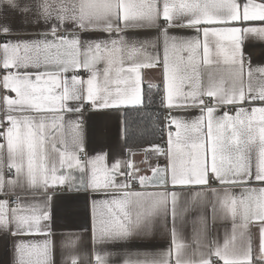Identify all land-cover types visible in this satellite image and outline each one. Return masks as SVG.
Returning <instances> with one entry per match:
<instances>
[{
  "label": "snow or ice",
  "instance_id": "1",
  "mask_svg": "<svg viewBox=\"0 0 264 264\" xmlns=\"http://www.w3.org/2000/svg\"><path fill=\"white\" fill-rule=\"evenodd\" d=\"M0 37V243L11 264H56L57 243L62 264H264V66L246 51L264 43V0H0ZM156 70L159 135L137 160L123 118L127 158L89 157L85 113L151 105L143 84ZM61 188L83 194L91 229H57ZM217 219L228 222L222 239L210 235ZM158 235L164 249L140 250Z\"/></svg>",
  "mask_w": 264,
  "mask_h": 264
},
{
  "label": "crops",
  "instance_id": "2",
  "mask_svg": "<svg viewBox=\"0 0 264 264\" xmlns=\"http://www.w3.org/2000/svg\"><path fill=\"white\" fill-rule=\"evenodd\" d=\"M21 31L27 32H35L37 29L32 26H28L26 28L20 29ZM173 34L176 35H193L191 31H176ZM141 39L144 38H153L155 36L154 31H145L138 33ZM3 40V37H0V41ZM153 49H149V52H152ZM162 54V45L159 49ZM246 51L251 54V61L254 65L259 64L264 66V43H253L250 39L246 46ZM161 77L159 70L156 71H148L145 73L144 84H160ZM129 106L127 108H130ZM125 108V109H127ZM125 109L123 112H111V113H85L84 117V128H85V138H86V148L89 157L95 156L99 154L102 150L108 152L110 155L113 152L120 153V159H126V153L124 151V141L121 137V123L122 119L125 118ZM90 117V118H89ZM74 118V117H73ZM133 151L137 152L138 155L135 159L139 160L141 158L139 154V149H133ZM108 163H111V159H109ZM72 174L77 178L80 177V172L76 169L72 170ZM57 191L64 193L63 196L57 197L52 203V212L53 216L56 220L57 229L61 228H72L79 229L81 225L86 223L88 229H91V209L89 207L85 208V204L83 201V194H78L79 198H77V194L69 195L68 189L61 188ZM204 213L211 216L210 208H205ZM194 214L189 213L185 217V222L182 226V232L184 237L190 242L193 229L199 227L197 224L193 223ZM227 221H222L217 219L215 224L211 226L210 235H214L220 239L223 238L225 225H227ZM77 235L84 236L87 238L89 235L85 232H78ZM23 239L35 243H41L44 239L42 236H27L23 237ZM54 239L59 242L60 237L56 236ZM256 240H254V245L256 244ZM167 246V238L157 236L152 241L151 245L148 248H141V251H157L162 250ZM87 252L88 255H91L92 249L89 245L85 244L81 247L80 253L83 257V254ZM63 254V255H62ZM67 255V250L62 249L60 244L57 243V247L54 253V259L56 264H62V259ZM12 262V252L6 250L3 243H0V264H11ZM81 264H84L82 259Z\"/></svg>",
  "mask_w": 264,
  "mask_h": 264
},
{
  "label": "trees",
  "instance_id": "3",
  "mask_svg": "<svg viewBox=\"0 0 264 264\" xmlns=\"http://www.w3.org/2000/svg\"><path fill=\"white\" fill-rule=\"evenodd\" d=\"M145 84V95H151L153 103L143 108L130 107L125 109L127 122V147L139 149L147 147L149 142L159 135L153 127L154 118L163 110L159 107V93L155 88L149 90Z\"/></svg>",
  "mask_w": 264,
  "mask_h": 264
}]
</instances>
